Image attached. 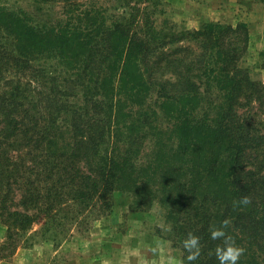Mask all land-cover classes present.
<instances>
[{
	"label": "trees",
	"instance_id": "trees-1",
	"mask_svg": "<svg viewBox=\"0 0 264 264\" xmlns=\"http://www.w3.org/2000/svg\"><path fill=\"white\" fill-rule=\"evenodd\" d=\"M40 1L64 3L77 21L53 23L46 30L29 27L33 41L28 42L12 20L15 12L0 7L6 17L0 28L4 22L11 28L13 49L27 62L44 57L48 49L62 60L71 52L82 55L79 68L85 75L79 84L90 93L77 121L70 123L73 130H62L61 116L49 117V131H43L48 139H33L15 113L16 86L0 93V220L14 253L31 242L27 233L40 217L50 220L49 226L62 209L83 211L98 199L100 207L112 210V197L120 191L141 211L158 202L183 264H189L182 243L189 233L201 243L200 256L191 264H218L215 248L222 241L212 240L211 230L225 219L227 236L244 252L241 264H264V80H252L247 69L238 67L248 49V26L211 22L174 32L169 44L200 43V53L187 65L198 63L202 77L185 79L181 89L171 90L149 65L150 55L165 43L152 47L150 37L128 24L124 10L113 14L96 0ZM4 64L0 60V70ZM153 90L171 123L165 129L146 124L141 94ZM209 95L206 101L203 96ZM61 136L64 141L58 142ZM32 145L47 155L39 163L42 178L34 169L39 154L30 162L25 155ZM50 156L54 160L44 168ZM242 200L250 206L242 209ZM73 211L72 218H79Z\"/></svg>",
	"mask_w": 264,
	"mask_h": 264
},
{
	"label": "rangeland",
	"instance_id": "rangeland-1",
	"mask_svg": "<svg viewBox=\"0 0 264 264\" xmlns=\"http://www.w3.org/2000/svg\"><path fill=\"white\" fill-rule=\"evenodd\" d=\"M96 1L113 14L124 10L123 16L126 17L128 24L135 27L141 37H150L152 47L165 43L149 57V65L157 80L167 81L171 90H178L182 88L183 80L198 82V76L202 77L198 63L187 65L200 53V43L190 40L169 44V41L174 32L180 35L199 29L205 23L220 21L204 20L196 8L197 13L191 20L185 18L189 8L180 4L177 6L176 3L183 0ZM0 7L5 11L15 12L12 20L18 27V33L20 35L24 33L28 37V42L33 41L32 38L29 39L30 35L27 33L29 27L46 30L47 27L56 25L53 23L67 22L73 25L77 21L69 11L71 9L62 2L0 0ZM237 14L238 21L221 23L226 26L244 23L249 28L248 49L238 61V67L247 69L252 80H264L262 56L264 5L253 2L249 7L240 8ZM0 19L5 21L6 17L0 13ZM153 38L157 40L153 41ZM12 43L11 28L4 22L0 28V60L7 61V64L0 70V93L16 86L12 95V99H16L15 113L22 117L33 139L41 137L48 139V133L43 134V131H49V117L61 116L59 122L64 125L62 130H73L74 127L70 123L77 121L74 117L82 112L83 105L86 104L85 94L90 93L79 84L85 75L79 68L82 55L78 56L71 52L70 58L62 60L55 53L49 54L48 49L44 57L43 54H38L37 59H29L27 62L28 57L18 56ZM179 48H182V52ZM11 61L14 65L10 64ZM61 93L64 96L60 98ZM144 96L143 103H146L144 111L148 117L146 124H154L162 129L171 126L168 116L166 117L160 110L158 93L153 90L147 95L145 91L141 98ZM203 97L206 101L212 99V95ZM91 100L94 101V98ZM206 101L203 104H206ZM203 113L204 109L199 111V114ZM257 114L260 115L259 111ZM64 134L65 137L72 135L71 132ZM25 139L22 140L23 146L28 144ZM63 141L61 136L58 142ZM150 143L147 140L145 145ZM33 146L25 150L32 153L25 155L30 162L35 152L39 154L35 157L34 169L35 175L42 178L39 163L47 155L41 153V148L36 149ZM146 150H149L148 146ZM47 158H50V161L44 162V168L54 160L52 156ZM70 197L65 201H69ZM112 201V210L100 207L99 199L96 202L92 200L88 209L83 211L72 207L77 215H80L76 219L72 218L75 214L72 209H62L54 222L48 223L49 226L45 225L47 218L40 217L27 233L32 234L31 242L22 243L15 253L12 247H9V243L7 244V226L0 220V264H97L105 254L112 255V264L116 261L117 264H135L133 256L136 255L134 246L137 242L139 246L144 245L147 248L149 264H160L162 258L163 264H183L182 250L173 246L169 233L170 226L166 223L164 212L158 202H154L151 209L141 211L131 207L129 196L120 191L114 193ZM161 241L166 246L163 243L159 244ZM117 244L121 247L118 248ZM163 251L167 252L161 255L160 252Z\"/></svg>",
	"mask_w": 264,
	"mask_h": 264
},
{
	"label": "crops",
	"instance_id": "crops-1",
	"mask_svg": "<svg viewBox=\"0 0 264 264\" xmlns=\"http://www.w3.org/2000/svg\"><path fill=\"white\" fill-rule=\"evenodd\" d=\"M253 2H260L262 5H264V0H188V1H177V6L182 5L187 8H189L186 13L187 19L191 20L192 17L195 16L197 11H195V8L198 9V11L201 13L202 17L206 21L210 20H216L220 22H236L237 20V13L240 8L249 7V5ZM199 8L201 10H199ZM236 20V21H235ZM122 236V235H121ZM121 238V237H120ZM163 243V241L159 242V244ZM165 246L166 244L163 243ZM162 244V245H163ZM117 247L120 248V244H117ZM135 250V256H133V259L135 260V264H149L150 256L148 255V250L144 245H138L134 246ZM166 253L167 251L160 252L161 255ZM169 252V251H168ZM169 258V255H168ZM112 255L105 254L97 264H112ZM161 263H164V259H161ZM118 262H114L113 264H117ZM67 264V263H63Z\"/></svg>",
	"mask_w": 264,
	"mask_h": 264
},
{
	"label": "clouds",
	"instance_id": "clouds-1",
	"mask_svg": "<svg viewBox=\"0 0 264 264\" xmlns=\"http://www.w3.org/2000/svg\"><path fill=\"white\" fill-rule=\"evenodd\" d=\"M250 206L248 200H242L240 202V207L246 209ZM229 221L225 219L222 222L221 227L213 228L211 230V239H220L222 243L217 245L215 248V256L218 260V264H241V259L244 256V252L235 246L234 241H232L226 234L225 228L227 227ZM183 248L187 251L188 255L186 257L189 264L196 261L201 253V243L200 237L189 233L187 238L183 240Z\"/></svg>",
	"mask_w": 264,
	"mask_h": 264
}]
</instances>
